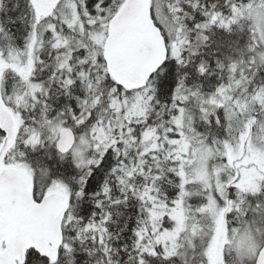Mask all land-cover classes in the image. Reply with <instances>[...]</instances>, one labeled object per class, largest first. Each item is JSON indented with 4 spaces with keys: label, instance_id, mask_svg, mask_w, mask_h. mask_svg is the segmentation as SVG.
<instances>
[{
    "label": "snow or ice",
    "instance_id": "snow-or-ice-1",
    "mask_svg": "<svg viewBox=\"0 0 264 264\" xmlns=\"http://www.w3.org/2000/svg\"><path fill=\"white\" fill-rule=\"evenodd\" d=\"M0 264H264V0H0Z\"/></svg>",
    "mask_w": 264,
    "mask_h": 264
}]
</instances>
